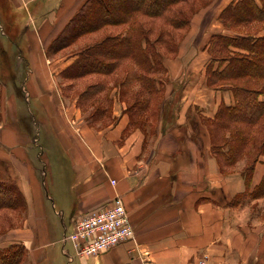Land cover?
Listing matches in <instances>:
<instances>
[{"label":"crops","instance_id":"obj_1","mask_svg":"<svg viewBox=\"0 0 264 264\" xmlns=\"http://www.w3.org/2000/svg\"><path fill=\"white\" fill-rule=\"evenodd\" d=\"M84 1L0 0V23H13L23 51L18 57L32 81L22 91L33 140L18 125L0 121L6 176L26 201L24 225L12 229L26 247L24 264H177L203 256L211 264H264V190L256 192L264 155L248 180L245 159L224 170L206 126L220 104L233 101L229 89L206 83L205 45L210 35L227 33L218 15L232 0H211L192 15L165 63L168 80L184 81L173 82L174 92L164 95L171 113L161 116L151 136L131 127L120 102L112 105L111 122H92L58 82L76 54L64 48L50 56L47 49ZM116 195L133 238L95 255H77L70 245L66 251L59 239L65 230Z\"/></svg>","mask_w":264,"mask_h":264},{"label":"trees","instance_id":"obj_2","mask_svg":"<svg viewBox=\"0 0 264 264\" xmlns=\"http://www.w3.org/2000/svg\"><path fill=\"white\" fill-rule=\"evenodd\" d=\"M210 1L85 0L47 50L54 53L83 41L59 73L66 80L64 91L82 82L76 103L92 122L106 124L112 119L113 85L117 86L120 96L130 98L125 111L131 127L141 128L148 98L160 83L156 73L166 69L156 46L175 54L192 15ZM218 19L232 34L210 35L206 83L229 89L233 101L220 104L206 126L221 168L245 159L242 172L248 180L254 163L264 155V0H232ZM120 27L127 28L115 30ZM213 60L217 66L210 65ZM128 61L133 67L120 75ZM257 188V193L264 190V176ZM19 209H26L22 191L14 180H0V212ZM25 252L20 242L0 247V264H21Z\"/></svg>","mask_w":264,"mask_h":264},{"label":"rangeland","instance_id":"obj_3","mask_svg":"<svg viewBox=\"0 0 264 264\" xmlns=\"http://www.w3.org/2000/svg\"><path fill=\"white\" fill-rule=\"evenodd\" d=\"M11 13L12 11L10 10L9 14ZM9 22L8 20H2V22L0 23V121H3L4 119V123L7 125H9V122L12 123V125H16V126L18 125L23 131L27 132V134L29 135V140L32 141L33 134L35 132L34 126L30 122V116L26 113V109L24 107L25 103L23 102L24 101L23 98L25 97H24V92L22 91L23 87L27 89L28 87H31L32 81L27 76L28 69L26 67V63L18 57V55L22 53L23 51L18 47V45L15 44L17 41V39L14 36L15 31H13L15 30V28L13 26V23L11 24V21ZM126 28L127 27H123V28L120 27L115 30L116 31L121 30L122 32H124ZM227 34H232V32L227 29ZM156 35H157V32H156ZM150 38H153V36L151 35ZM9 41L10 42L12 41L13 43H10ZM79 43L80 42L66 47L65 52L66 53L72 52L73 55L76 54L79 51V49L82 47V44L79 45ZM156 49L160 50V61L166 68V65H165L166 59L171 56H174L175 54H169V50H167L166 48H162L160 46H156ZM55 53L57 52H54V53L48 52L50 56L54 55ZM209 62H210V59H208V63ZM210 65L217 66L218 63L216 61L214 62L213 60ZM131 66L132 65L130 61H128L125 64V66L120 70V75L126 74V69L130 68ZM156 76L160 78V83L156 85L155 93L150 95L148 98L146 120L142 124L141 123L139 124V126L143 130L148 132L150 136L153 135V133L155 132L156 126L159 123L161 116L162 115L169 116L171 113L170 106L172 104L168 103V101L163 102L164 95L168 92H174L172 84H174L177 81L178 83H182L184 81L180 79L179 77H176L174 80H168L167 78L168 75H166V69L165 71L163 69L159 70L156 73ZM58 82L65 83L66 80H64L59 75ZM120 90L121 88H118L117 86L113 85V95H114L113 104L114 106H115V103L118 104L119 102L123 103L125 106L131 102L130 98H123L122 96L119 95ZM133 91H135V89H133ZM78 92H79L78 88H75L74 90H70L68 94L76 97V94H78ZM30 108L32 111H34L35 108H34L33 103L32 104L30 103ZM86 110L87 111L91 110L88 104H86ZM40 142L43 143V139H41ZM7 160H8L7 152L3 155H0V180L1 181H8L10 179L13 180L12 178L6 176L7 172L5 169L7 168ZM49 204H51L50 201H49ZM50 206L51 205H48V208H47L48 212L51 210ZM25 210L26 209H19V210H16V212L6 210V211H1L2 213L0 212V247L9 246L10 244L20 242L17 240L18 235L12 229L19 228L24 225ZM51 212L53 214L52 210ZM55 219H57L55 222V225L57 224L59 225L60 224L59 217L55 216ZM64 221L68 224L67 222L68 218L66 217V215H64ZM72 229H70V231ZM58 237L59 235L56 236V238ZM59 239L60 241H62L63 235H61ZM69 245L72 246L70 243H68L65 248L66 251H69L70 249ZM25 250H26V247H25ZM25 258H26V252L22 259L21 264H24ZM69 264H72V263L69 262Z\"/></svg>","mask_w":264,"mask_h":264},{"label":"built area","instance_id":"obj_4","mask_svg":"<svg viewBox=\"0 0 264 264\" xmlns=\"http://www.w3.org/2000/svg\"><path fill=\"white\" fill-rule=\"evenodd\" d=\"M131 238L133 229L128 213L122 198L116 195L110 205L92 210L76 220L71 231L65 230L62 242L63 247L70 243L77 255H95ZM71 258L70 256L69 259ZM177 264L211 263L203 256L191 262Z\"/></svg>","mask_w":264,"mask_h":264},{"label":"bare ground","instance_id":"obj_5","mask_svg":"<svg viewBox=\"0 0 264 264\" xmlns=\"http://www.w3.org/2000/svg\"><path fill=\"white\" fill-rule=\"evenodd\" d=\"M31 104H32V101H31Z\"/></svg>","mask_w":264,"mask_h":264}]
</instances>
